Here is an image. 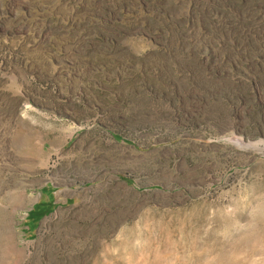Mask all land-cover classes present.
Segmentation results:
<instances>
[{
  "label": "rangeland",
  "instance_id": "rangeland-1",
  "mask_svg": "<svg viewBox=\"0 0 264 264\" xmlns=\"http://www.w3.org/2000/svg\"><path fill=\"white\" fill-rule=\"evenodd\" d=\"M154 1L0 0V264H264V0Z\"/></svg>",
  "mask_w": 264,
  "mask_h": 264
},
{
  "label": "trees",
  "instance_id": "trees-1",
  "mask_svg": "<svg viewBox=\"0 0 264 264\" xmlns=\"http://www.w3.org/2000/svg\"><path fill=\"white\" fill-rule=\"evenodd\" d=\"M154 3L157 4H160V6L162 8H160V10L163 11V5H162V0H155ZM153 3V4H154ZM158 6V5H157ZM196 7V6H195ZM197 8V7H196ZM176 23H179V22H176ZM246 26V27H245ZM243 28H246V29H243ZM248 28V25H246L245 23H243V26L241 27V30H243L244 32L247 30ZM220 32H217L215 33L211 38H208V39H205L203 40L205 43H211V42H215L216 39L218 38ZM197 40L200 39V38H196ZM250 99V98H249ZM46 205V202L44 200L40 201L39 203H37L35 206H34V209L30 212L29 214V217H28V226L31 227L32 226V229H36L37 227V223L44 217L46 216L47 214L51 213L52 212V208L51 206L48 207V208H43V206ZM50 205H54V202L51 201ZM31 225V226H30Z\"/></svg>",
  "mask_w": 264,
  "mask_h": 264
},
{
  "label": "water",
  "instance_id": "water-1",
  "mask_svg": "<svg viewBox=\"0 0 264 264\" xmlns=\"http://www.w3.org/2000/svg\"><path fill=\"white\" fill-rule=\"evenodd\" d=\"M2 193V190H1V188H0V194Z\"/></svg>",
  "mask_w": 264,
  "mask_h": 264
}]
</instances>
